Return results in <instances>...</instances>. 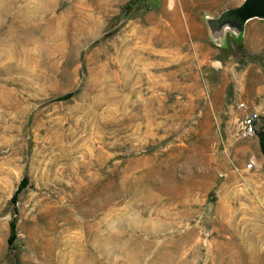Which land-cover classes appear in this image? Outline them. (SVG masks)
<instances>
[{
  "label": "rangeland",
  "instance_id": "1",
  "mask_svg": "<svg viewBox=\"0 0 264 264\" xmlns=\"http://www.w3.org/2000/svg\"><path fill=\"white\" fill-rule=\"evenodd\" d=\"M242 2L0 0V264H264V20H203Z\"/></svg>",
  "mask_w": 264,
  "mask_h": 264
},
{
  "label": "water",
  "instance_id": "2",
  "mask_svg": "<svg viewBox=\"0 0 264 264\" xmlns=\"http://www.w3.org/2000/svg\"><path fill=\"white\" fill-rule=\"evenodd\" d=\"M253 19L264 20V0H243L240 5L226 8L218 15L203 13L210 41L224 49L229 48L231 38L232 45L243 38L247 23Z\"/></svg>",
  "mask_w": 264,
  "mask_h": 264
},
{
  "label": "built area",
  "instance_id": "3",
  "mask_svg": "<svg viewBox=\"0 0 264 264\" xmlns=\"http://www.w3.org/2000/svg\"><path fill=\"white\" fill-rule=\"evenodd\" d=\"M241 106L246 107L245 103H242ZM261 120V115L258 111L251 109L244 116L242 121V136L245 138L254 137L259 131V122ZM253 167V162L248 163V168Z\"/></svg>",
  "mask_w": 264,
  "mask_h": 264
},
{
  "label": "trees",
  "instance_id": "4",
  "mask_svg": "<svg viewBox=\"0 0 264 264\" xmlns=\"http://www.w3.org/2000/svg\"><path fill=\"white\" fill-rule=\"evenodd\" d=\"M72 96H73V92H69V93H67V94H65L63 96H59V97L55 98L54 100H67V99L71 98ZM263 152H264V145H263ZM27 179H28V177L24 178L23 183L21 185L22 188H24L25 184H27ZM12 226H13V229H14L15 228V224H13ZM13 234H14L13 238H15L16 237L15 232H13Z\"/></svg>",
  "mask_w": 264,
  "mask_h": 264
},
{
  "label": "crops",
  "instance_id": "5",
  "mask_svg": "<svg viewBox=\"0 0 264 264\" xmlns=\"http://www.w3.org/2000/svg\"><path fill=\"white\" fill-rule=\"evenodd\" d=\"M211 14L215 15L214 13H211Z\"/></svg>",
  "mask_w": 264,
  "mask_h": 264
}]
</instances>
